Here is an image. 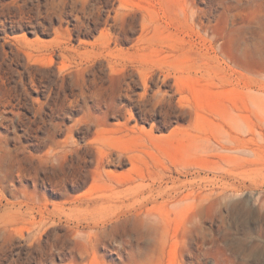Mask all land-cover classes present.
<instances>
[{
	"label": "rangeland",
	"instance_id": "1",
	"mask_svg": "<svg viewBox=\"0 0 264 264\" xmlns=\"http://www.w3.org/2000/svg\"><path fill=\"white\" fill-rule=\"evenodd\" d=\"M30 1L0 0V264H264V0H76L109 5L79 39L10 32Z\"/></svg>",
	"mask_w": 264,
	"mask_h": 264
},
{
	"label": "trees",
	"instance_id": "2",
	"mask_svg": "<svg viewBox=\"0 0 264 264\" xmlns=\"http://www.w3.org/2000/svg\"><path fill=\"white\" fill-rule=\"evenodd\" d=\"M56 2L60 3L55 12L52 13L49 12V9L51 8L53 0H31L25 7V13H21L16 9L17 13L15 15H9V31H26L33 36L40 34L42 36L51 37L54 36L55 30L62 25V16L66 19L63 26L66 27L70 25L77 39H79V37L94 38L104 27L105 18L109 10L108 4L105 5L106 8L101 18L97 15L90 19L84 18L86 24L79 23V26L75 28V25L78 23L75 15L77 13L82 14V16L84 15L83 11H79L83 3H77L76 0H56ZM90 3L91 2H89L87 7L91 5ZM68 20H70V22H68ZM59 119H62V117ZM66 120L68 121L69 118H66Z\"/></svg>",
	"mask_w": 264,
	"mask_h": 264
}]
</instances>
